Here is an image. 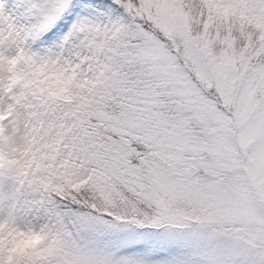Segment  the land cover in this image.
<instances>
[{
  "label": "snow or ice",
  "instance_id": "1",
  "mask_svg": "<svg viewBox=\"0 0 264 264\" xmlns=\"http://www.w3.org/2000/svg\"><path fill=\"white\" fill-rule=\"evenodd\" d=\"M0 264H264V0H0Z\"/></svg>",
  "mask_w": 264,
  "mask_h": 264
}]
</instances>
